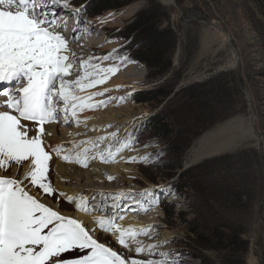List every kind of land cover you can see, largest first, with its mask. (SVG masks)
<instances>
[{
	"label": "rangeland",
	"instance_id": "rangeland-1",
	"mask_svg": "<svg viewBox=\"0 0 264 264\" xmlns=\"http://www.w3.org/2000/svg\"><path fill=\"white\" fill-rule=\"evenodd\" d=\"M43 1L52 7L42 9L50 19L60 11L70 14L69 21L78 17L80 35L87 21L101 23L100 32H90L98 45L84 52L85 60H92L87 72L76 67L64 78L76 85L78 79L89 80L106 66L104 70L111 69L107 78L118 73L116 81L122 84L126 69L135 70L132 86L110 89L116 92L110 93L117 100L115 108L131 106L135 111L136 123L115 155L131 149L130 157L136 159L126 165L132 174L128 182L113 184L112 194L101 198L90 194L85 208L103 217L114 215L116 209L113 224L131 214L163 242L144 249L145 254L132 250L129 242L127 247L121 245L109 230L83 224L90 234L126 264L133 258L174 259L177 264H264V0H171L170 5L136 0L98 14L91 13L89 0ZM32 2L36 0L30 7ZM143 13L159 31L172 32L159 39L157 67L125 59L130 57L128 44L138 39L135 32L127 33L128 27ZM61 26L56 29L70 30ZM104 105L98 110L105 111ZM69 117L66 124L71 126L76 117ZM201 146L218 151L195 159ZM83 152L80 159L86 157ZM50 155L47 182L54 195L32 186L27 174L23 177L27 162H6L0 176L23 181L40 202L76 219L72 200L63 198L55 186L57 152ZM79 254L62 255L72 259Z\"/></svg>",
	"mask_w": 264,
	"mask_h": 264
},
{
	"label": "snow or ice",
	"instance_id": "snow-or-ice-1",
	"mask_svg": "<svg viewBox=\"0 0 264 264\" xmlns=\"http://www.w3.org/2000/svg\"><path fill=\"white\" fill-rule=\"evenodd\" d=\"M43 7L34 2L30 7V0H0V94L7 97L4 103L11 110H0V167L9 161L28 162L31 167L25 179H30L31 185L44 194L54 195L47 182L53 146L46 139L51 133L45 131L44 125L61 114L67 123L69 113L75 117L77 111L97 105L88 103L91 97L75 95L71 82L65 80L72 67L65 55L68 42L52 27L54 19L48 17ZM100 71L105 73L103 77L97 74L88 84H81L79 79L75 84L83 89L103 83L111 69ZM7 86H13L12 90ZM62 159L67 161L69 157L65 155ZM76 207L89 210L81 204ZM100 227L118 233V242L125 247L126 235H137L107 220H101ZM143 250L135 248L137 253ZM65 253L81 254L65 259L62 255ZM0 264H126V261L99 243L80 221L61 215L29 194L23 181L0 176ZM131 264H177V261L132 259Z\"/></svg>",
	"mask_w": 264,
	"mask_h": 264
},
{
	"label": "bare ground",
	"instance_id": "bare-ground-1",
	"mask_svg": "<svg viewBox=\"0 0 264 264\" xmlns=\"http://www.w3.org/2000/svg\"><path fill=\"white\" fill-rule=\"evenodd\" d=\"M161 2H163L165 5L171 4V0H161ZM36 3L43 4L44 6L48 5L46 4V1L44 2L43 0H36ZM46 8L50 9L52 7L50 6L49 8L48 5ZM63 8L64 7L62 6L59 9L63 10ZM63 13L66 12L60 11L57 13L58 17L60 18V23H64L65 19L67 18V15ZM87 22L84 25V29L81 30V32H84L83 35H80L78 25L70 24V30H68L69 32L64 29L57 30L56 28L58 25L62 27L59 22L57 25H52V27L55 28L56 31H59L64 39L68 42L65 55L69 57V61L72 64L69 72L77 70L76 67L81 68V73L85 72L90 62H92V60H85L84 52L86 48H91L93 50L98 45L97 42H95V36L90 37V35H92L90 32L98 33L101 23L97 21ZM74 36L76 41L72 42ZM108 66L112 68L116 65L109 64ZM105 67L102 66L100 69H104ZM134 72L135 70L133 71L132 67H128L126 69L127 80H125L122 84H119V82L117 83L116 81L118 76L120 77L121 75L114 73L111 77L104 79L103 83H100L101 85L96 84L92 87H84L83 89H80L77 87V85H74L71 81L65 78V80L71 82V86L73 87L72 89L75 95L91 97V101H88V103L95 104L97 106L93 108H85L83 111H77L78 114L76 113V118L72 123L73 127H71L72 125L70 126L66 124L63 117L44 125L45 131L47 133H51V135L46 137L48 143L53 146L50 154L52 152H57V161L54 168L55 186L63 198H70L72 200L74 208L77 209V212L74 211L75 218L82 224L88 223L93 230L96 228V226L100 227L101 220H107L108 222H111L112 218L118 214L116 209H114V215L110 217H103L99 215L98 212L94 211V209H89L91 210L89 211V214H85L86 211L83 212L82 209H78L76 205L81 204L85 208V203L88 201L90 194L96 195L97 198L112 194L111 190H115L112 189V187H114L113 184H123L128 182V178L132 174L131 168L126 165V161L129 160L130 156L133 155H130L129 153L131 149L129 148L124 152H121L118 156L115 155L118 153L116 147L121 144H126L127 136L130 133L133 125L136 123V116L134 115L135 111L131 106L125 110L115 108L117 100L116 98H113V96L116 94V92L115 90L110 92V89L118 88L119 86H132L136 82V75ZM97 74L100 77L101 75H105V73L101 71H98ZM97 74L96 76L93 75L89 77V80L88 78L84 81L80 80L81 84L90 83V80L97 78ZM70 75L72 76V74ZM16 86L18 87L19 85ZM57 86H59V82L57 83ZM12 88L13 86H11L9 90H12ZM110 93H112V97L110 96ZM106 95H109V97ZM93 97L96 98L93 99ZM6 100V96L0 95V110L11 111L4 103ZM101 101L103 103H100ZM103 105L105 106L106 110H98V108L102 107ZM70 114L71 113H69V116ZM68 119L70 120L71 118L69 117ZM221 132L222 130L216 133ZM122 148H124V146H121L119 150ZM88 149L91 150L87 151ZM82 151H84L85 153L83 152V154L86 155L84 159H80ZM217 151L218 150H214L213 148L206 150L201 146V148L196 151L197 154L195 153V159H200L202 156H207L213 153L216 154ZM65 155L69 157L67 162L62 160V157ZM80 161H83V163ZM85 163L87 164V167L84 166ZM30 167L31 165L27 162L22 172L23 177L28 174ZM10 179H12V177ZM94 179L101 183H93ZM106 179H112V181L110 184L105 186L103 181H106ZM94 199H96V197ZM116 224H119L122 229H131L137 233L135 237L126 235L125 238L127 245L129 242L130 245L133 246L132 250L134 251L136 247H142L143 249H146L145 251H147L151 245H162L163 241H156L157 239L152 237V234L150 231H148L146 224L142 223L141 219H136L131 214L127 218L117 221ZM101 229L108 230L105 228ZM144 233H146L147 236L142 237V234ZM109 234H111L115 239L119 235L113 231H109ZM142 253L146 254L144 250ZM187 260L191 261L190 259Z\"/></svg>",
	"mask_w": 264,
	"mask_h": 264
},
{
	"label": "trees",
	"instance_id": "trees-1",
	"mask_svg": "<svg viewBox=\"0 0 264 264\" xmlns=\"http://www.w3.org/2000/svg\"><path fill=\"white\" fill-rule=\"evenodd\" d=\"M136 0H89V5L92 7L91 13H103L107 10L118 8L121 6L128 5ZM144 14V13H143ZM144 18L141 20V17ZM136 18L134 22L128 27L127 33L138 34V39H133L128 44L127 51L129 52L130 59L137 63H144L147 67H157L159 60L156 58V53H159L163 34H172L171 31L165 30L161 32L156 26H153L152 19L147 16V13ZM140 18V20H138ZM133 35L132 38L135 36ZM174 43V41H173ZM164 44V43H163ZM171 44L170 47H173ZM166 65H169V61ZM165 65V66H166ZM169 67V66H168ZM168 133V132H167Z\"/></svg>",
	"mask_w": 264,
	"mask_h": 264
}]
</instances>
